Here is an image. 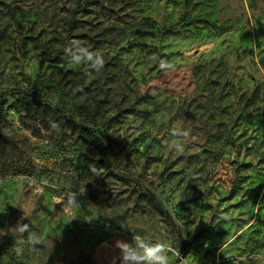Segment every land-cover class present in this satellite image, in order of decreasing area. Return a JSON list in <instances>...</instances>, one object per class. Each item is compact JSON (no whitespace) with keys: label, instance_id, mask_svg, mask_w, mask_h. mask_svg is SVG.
<instances>
[{"label":"rangeland","instance_id":"rangeland-1","mask_svg":"<svg viewBox=\"0 0 264 264\" xmlns=\"http://www.w3.org/2000/svg\"><path fill=\"white\" fill-rule=\"evenodd\" d=\"M75 2L0 0V264H120L115 242L135 235L165 242L169 264H264V0H96L68 33ZM71 41L104 67L70 62ZM22 97L107 134L137 182L108 176L99 141L18 114ZM21 217L42 244L11 235Z\"/></svg>","mask_w":264,"mask_h":264},{"label":"clouds","instance_id":"clouds-1","mask_svg":"<svg viewBox=\"0 0 264 264\" xmlns=\"http://www.w3.org/2000/svg\"><path fill=\"white\" fill-rule=\"evenodd\" d=\"M66 55L68 56L70 62L74 64L85 63L89 68L96 71H100L104 67L103 55L89 51L88 48L81 45L79 41H71L68 46L64 48ZM159 68L161 70H174L175 65L168 60L160 59ZM53 129H57L59 126L56 123L50 125ZM190 134L189 130H182L178 128H173L171 130V135L173 137H187ZM168 146L173 149H178L181 147L175 139L169 142ZM100 157L97 155L95 157L98 160ZM88 169L91 173L96 176L100 175V169L95 163H89ZM86 189L84 188L79 194L77 192H69L66 198L58 199L57 203H61L66 200L63 208H75L78 207V195H84ZM24 217H21L20 221L13 227H11V235H19L23 237L27 233V243L36 246L43 243L41 238L36 235L29 224L22 223ZM107 227V225H106ZM5 234V233H4ZM3 234V235H4ZM115 247L120 250L119 260L120 264H169V253L173 251L165 242L163 241H148L139 235L132 237L131 242L124 240H117L115 242ZM113 258V264L115 260Z\"/></svg>","mask_w":264,"mask_h":264},{"label":"trees","instance_id":"trees-1","mask_svg":"<svg viewBox=\"0 0 264 264\" xmlns=\"http://www.w3.org/2000/svg\"><path fill=\"white\" fill-rule=\"evenodd\" d=\"M95 2L96 0H76L74 7H72L71 11L69 12L70 24L68 27V33L73 31V29L75 28V15L86 11L88 7L94 4ZM69 36L71 35L69 34ZM44 59L47 58L42 55L39 61L40 66L43 64ZM12 107L18 114H20L22 111L29 112L31 109H36L43 114H49L52 123L54 122L58 124V129H67L72 133H76L77 135H82L91 140L99 141L104 152L103 166L108 176L124 184L137 182L132 178L127 177L115 170L114 150L107 134L100 133L99 131L94 130L93 128H89L82 122L73 119L71 116L61 113L56 106L37 100H31L30 97H22L17 99L16 103H14ZM2 108L3 105L2 102H0V121L2 119ZM120 111L121 110L118 109L116 115H119ZM79 113L80 116L84 117V119L90 117V113L87 110H80ZM143 197L147 200L148 204L152 207V209L155 210L161 217L169 219L168 211L164 208L162 202L157 198V196L153 192L147 190V193L143 194ZM186 254L187 248L183 250V255L185 256ZM74 264H88V256H79L78 259L74 262Z\"/></svg>","mask_w":264,"mask_h":264},{"label":"built area","instance_id":"built-area-1","mask_svg":"<svg viewBox=\"0 0 264 264\" xmlns=\"http://www.w3.org/2000/svg\"><path fill=\"white\" fill-rule=\"evenodd\" d=\"M213 264V263H212Z\"/></svg>","mask_w":264,"mask_h":264}]
</instances>
